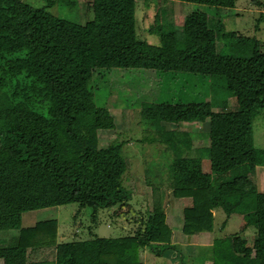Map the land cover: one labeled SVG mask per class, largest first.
I'll return each instance as SVG.
<instances>
[{"label":"trees","instance_id":"1","mask_svg":"<svg viewBox=\"0 0 264 264\" xmlns=\"http://www.w3.org/2000/svg\"><path fill=\"white\" fill-rule=\"evenodd\" d=\"M182 1L225 10L236 2ZM54 4L44 0L36 8L22 0H0V155L9 144L13 160L36 171V182H31L25 174L2 173L0 168V231L16 232L9 241L0 240L3 264H34L26 263L27 255L43 250L51 251L53 260L40 264H142L140 252L145 247L156 255L174 251L164 216L167 200L160 188L146 179L151 188L149 208L130 206V194L114 173L123 144L98 147L97 132L110 129V117L105 107L94 104L89 82L95 73L111 69L220 82L208 102L151 104L141 113L154 127L160 122H207L208 145L195 150V156L188 155L189 144L180 135L156 131L152 138L173 154L168 165L171 198L189 201L181 209L180 232L188 238L209 235L212 211L227 218L238 209L242 230L254 231L252 246L236 236L214 238L208 260L264 264V193L256 192L248 176L254 170L251 120L264 110V52L258 40L225 33L221 54L205 13L192 12L179 32L164 20L159 45L151 46L136 39L131 14L130 30L123 31L119 24L109 29L95 21L80 25L59 18L48 12ZM127 4L132 8V2ZM176 34L182 36L181 42ZM216 88L223 98L215 99ZM228 99L235 101V110L227 109ZM216 106L219 111L212 112ZM202 159L209 161V173L202 172ZM68 204L91 209L93 224L97 209L117 207L113 215L134 214L131 223L136 227L119 237L100 238L89 230L88 239L57 243L55 220L20 226L24 213Z\"/></svg>","mask_w":264,"mask_h":264},{"label":"rangeland","instance_id":"2","mask_svg":"<svg viewBox=\"0 0 264 264\" xmlns=\"http://www.w3.org/2000/svg\"><path fill=\"white\" fill-rule=\"evenodd\" d=\"M32 7H40L44 0H22ZM132 2V8L126 2ZM136 1V2H135ZM55 4L48 9V12L59 18L83 25L95 21L98 26L112 28L119 24L121 30L129 31L128 16L132 17V29L135 37L144 42L156 43L157 38L148 34H158L161 31V24L165 20L171 23L175 32H179L185 17L193 12L192 9L183 5L181 0H54ZM138 3V4H137ZM187 4V3H186ZM142 5V6H141ZM150 7V11L147 10ZM162 8L168 11V17H163L160 12ZM160 12V14H159ZM200 12L207 17V27L216 36V44L219 53L223 54L221 35L235 32L246 37H254L258 40L260 51L264 52V0H236L232 9H214L202 6ZM134 14V17H133ZM166 15V14H165ZM126 20V21H125ZM152 33V34H153ZM177 42H181L182 36L176 34ZM164 76L162 77V75ZM221 85L219 81L211 82L206 77L169 73H157L144 69H111L106 73H95L89 82L90 90L93 93V101L96 106L109 109L110 129L102 131L97 136L98 147L102 148L109 143L123 144L114 161V173L122 186L130 194V206H140L143 211L150 206L151 188L147 186L146 179L155 187H159L162 197L167 200V205L181 208L189 201L171 200V186L168 180V165L172 160V152L166 145L159 144L152 140L154 132L168 130L175 134L186 130L187 133L197 134L194 138L195 147H202L203 136L207 134L208 124L181 125L178 129L175 126L160 124L154 127L148 121H144L142 108L153 103L188 104L208 102L211 99L210 91L214 92L215 84ZM218 94L216 100L223 98L216 88ZM215 97V96H214ZM226 107L229 111L236 109L233 99H228ZM121 110V112H120ZM212 112H218L216 106ZM165 132V131H164ZM178 132V133H177ZM195 132V133H194ZM188 134V135H189ZM176 136V135H175ZM251 136L255 150L254 167H264V110L257 111L251 120ZM179 137V136H178ZM150 139V143L143 139ZM176 138V137H175ZM195 156L193 154H188ZM0 168L2 173L25 174L31 182H36V171L26 162H15L10 145L6 144L1 152ZM256 161V164H255ZM262 167V168H263ZM208 162L203 160L201 170L208 171ZM256 168V167H255ZM254 171V170H253ZM250 179L254 173H248ZM254 188L255 185H254ZM256 190V189H255ZM140 202V204H139ZM142 204V205H141ZM175 204V205H174ZM135 207V208H136ZM117 207L112 210L97 209L95 212V223H91V209H78L75 204L40 209L24 213L27 218L35 222L55 220L57 230L64 237V242L73 239H83L87 233H96L100 238H113L126 234L128 229L133 230L136 226L131 223L135 220L134 214L126 217L113 215ZM213 212V232L193 242L188 237H181L177 230L180 220L178 212L172 213L176 218H171L169 225L173 230L174 254L176 264H210L209 246L212 239L224 236H236L245 242L247 247L252 246L255 234L251 229L242 230L244 226L242 214L238 209L225 219L219 210ZM169 217V220H170ZM179 217L181 218L180 212ZM128 218V219H127ZM33 223V224H34ZM130 225V226H129ZM22 226V225H20ZM119 227V228H118ZM177 229V230H176ZM90 230V232H89ZM16 232L0 231V240L7 242ZM188 240L186 245L184 240ZM144 256L143 264H174L170 257L171 251L165 249L160 255L150 251L148 247L142 250ZM53 257L51 251H36L28 256V262H50Z\"/></svg>","mask_w":264,"mask_h":264},{"label":"crops","instance_id":"3","mask_svg":"<svg viewBox=\"0 0 264 264\" xmlns=\"http://www.w3.org/2000/svg\"><path fill=\"white\" fill-rule=\"evenodd\" d=\"M133 1V0H132ZM136 2V1H135ZM181 2L183 3V5H187L186 7H188V8H190V9H192L193 10V12H200V9H202V6H200V5H194V4H186V3H184L182 0H181ZM138 4V3H137ZM142 6V5H141ZM150 9V7H147V10L148 11H150L149 10ZM160 12L161 13H164V14H166V16L168 17V11L165 9V8H162L161 10H160ZM160 12H159V14H160ZM192 13V12H191ZM203 13V12H202ZM133 17H134V14H133ZM153 32H148V34H150V35H154L156 38H157V42L156 43H152V42H150V43H148V42H144V41H142V40H140V41H142V42H144V43H146V44H148V45H151V46H158L159 45V34H160V32H158V34H156V33H153ZM134 35H135V33H134ZM136 36V35H135ZM164 76V74L162 75V77ZM153 104H156V103H153ZM159 104H162V103H159ZM106 110L107 111H109V109H107L106 108ZM120 112H121V110H120ZM162 123H164V124H167V126L168 125H173V126H175L176 128L178 127H180L181 125H189V124H204V123H195V122H193V123H178V124H172V123H168V122H160L158 125H160V124H162ZM158 125H157V127H158ZM156 127V128H157ZM177 128V129H178ZM208 128V127H207ZM102 131H105V130H99L98 132H97V136H98V134L99 133H101ZM168 132V133H176V132H169L168 130H163V131H160V132ZM207 132H208V130H207ZM178 133V132H177ZM195 133V132H194ZM189 133H187L186 132V130H184V132H180L179 133V135H180V137H182V139H184V140H186L187 142L186 143H188L189 144V148H190V150L188 151V154H193L194 152H195V155H196V151L195 150H199L200 148H205L207 145H208V141H207V138H206V135H205V137L203 136V139H202V142H204L205 144H203V146L202 147H198V146H196L195 147V142H194V138H197V134H192V133H190L189 135H188ZM119 143H120V141H119ZM165 145V144H164ZM122 147V146H121ZM254 152V156H255V150L253 151ZM263 158H262V160H263V165H264V155L262 156ZM255 158V157H254ZM256 159V158H255ZM203 160H206L207 162H208V167H209V161L207 160V159H202L201 160V163H202V161ZM255 164H256V161H255ZM256 167V168H255ZM254 167V171H253V173H254V179H255V182H254V184L253 185H255V189H256V192L257 193H264V167L262 168L261 166L260 167H258V166H255ZM203 172V171H202ZM203 173H209V168H208V171L207 172H203ZM251 181H252V183H253V177L251 178ZM171 200H174V202H175V204L177 203V201H183V200H187V199H173V198H171ZM139 204H140V202H139ZM174 204V205H175ZM142 205V204H141ZM177 206V205H176ZM173 207L172 206V204H171V206H168L167 204L165 205V207H164V216H165V223H166V225H167V227L170 229V231H171V238H170V244L172 245V246H174V244H176V242L174 241V238H173V230H175V228H176V226H175V228L174 227H172L171 225H169V222L171 221V218H173V217H175L176 218V215H174V216H169V215H171L173 212L174 213H176V212H178V219L180 220V224H179V228H178V232H180L181 231V225H182V217L180 218L179 217V212H180V215H181V210L180 211H177V207ZM185 206V205H184ZM183 206V207H184ZM136 207V206H135ZM139 207L140 206H137L136 207V209H139ZM182 207V208H183ZM181 208V209H182ZM212 214H213V212H212ZM232 215V214H231ZM230 215V216H231ZM229 216V217H230ZM169 217H170V220H169ZM229 217H227V218H225V219H228ZM241 220H242V217H241ZM34 219L33 220H31V219H29V218H27V216L26 215H22L21 216V228H26V227H31V226H33L34 224ZM130 226V225H129ZM119 228V227H118ZM251 229V230H253L251 227H247V228H245L246 230L247 229ZM131 228H129L128 229V231L130 230ZM244 229V230H245ZM254 232V231H253ZM61 233L62 232H59L58 230H57V232H56V241H57V243H64V237H62L61 236ZM93 235H95V236H97V230H96V233H93ZM179 237L181 238V237H185V236H183L182 234H181V232L179 233ZM209 235H211V234H209ZM121 236V235H120ZM205 235H199V236H192V237H190V238H187V239H191V245L193 244V242H197L198 241V239L199 238H202V237H204ZM207 236V235H206ZM84 239H88V237H87V235L85 236V238H83L82 240H84ZM181 239H184V238H181ZM184 240L185 241V244L186 245H188L189 243V241L188 240ZM73 240H79V239H73ZM195 240V241H194ZM70 241H72V240H70ZM67 242H69V241H67ZM142 252L143 251H141L140 252V259H141V262H142V264H143V261H144V256L145 255H141L142 254ZM172 252H174V251H171L170 253H171V255H170V257L173 259V261H174V264H176V262H175V257H174V254L172 253ZM29 255H31V254H28L27 255V257L26 258H28V256ZM42 262H39L38 263V261L37 262H35L34 264H40V263H46V262H44L43 260H41ZM50 262H52V260L50 261ZM26 263H33V262H28V260L26 259ZM0 264H3V262H2V260L0 259Z\"/></svg>","mask_w":264,"mask_h":264}]
</instances>
